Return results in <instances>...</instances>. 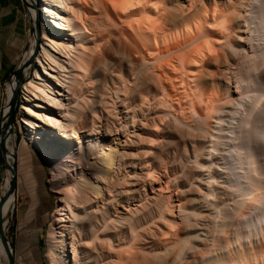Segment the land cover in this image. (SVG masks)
<instances>
[{
	"label": "bare ground",
	"instance_id": "bare-ground-1",
	"mask_svg": "<svg viewBox=\"0 0 264 264\" xmlns=\"http://www.w3.org/2000/svg\"><path fill=\"white\" fill-rule=\"evenodd\" d=\"M90 1H94L93 6L95 9L99 5H102L107 16L110 18L113 19L117 16L121 19L130 21V27L133 29V34L136 37L139 46L142 44V48L144 47V49H146V51L148 50L150 53L152 47H157L161 42H166L170 40V38H177L178 36H188L189 38L191 37L190 40L193 38V42H191L194 45L193 47L191 46L192 50H189L192 52L190 55L192 61H190L189 57V63L187 62L188 64L186 63L182 68L187 67L189 70V64L191 63L193 65L192 67H194V73H196L195 70L197 68L203 66L202 63L204 59L206 60L205 57L209 59L208 57L212 55V52H215L213 51L215 50V47L218 48L219 46L226 45L228 40H230L231 32H235L234 30L236 29L233 27V23L235 22L232 21L233 23H231V20H237L236 18L240 17L239 15H244V13H241L234 16L233 13V18L230 15L231 12H229V9L223 10L226 8H222L226 2L222 3V0L220 7L215 0L219 7L218 10L217 6H215L217 8H212L214 5L210 7V3H208L210 10L208 11L207 9V13H203V16L201 15V17H199L200 14L197 16L195 13L194 15L197 17H189L190 19L182 26V29L180 30L179 28V34L177 32H172L174 34H168L165 33L164 30L162 31V28H165V26L162 28L160 27L159 18L161 16V2H159L160 4L157 2L155 4V0H114L111 2L112 9H109L110 4H104L99 0ZM196 1H185L188 3L187 8L191 11L190 13L197 9V7L195 8V6L198 5V2L196 4ZM232 1L234 2V0ZM232 1H230L229 4ZM241 1L242 0H240V2L237 1L236 3L241 4ZM243 1L245 2V0ZM185 2L182 1L180 6H184L183 3ZM202 2L205 3L203 0ZM40 3H42L40 13L46 18L47 16L50 17L53 22L49 20L48 25H44L43 39L46 43H43L44 48L39 57L40 64L36 69V74L32 76L25 85L27 99L23 104L22 110L28 115V117L25 116L23 122L25 123V126L30 128L31 133H34L30 136L32 143H34L39 151H42L50 161L55 163L56 166H54L53 169L56 171V174L58 172L59 175L60 172L57 170L58 162L67 163L69 159L67 160L66 158L69 157V155L71 156L70 153H72V151H69L66 158L61 157V154H64L65 152V143L71 144L73 141V143H75V141L81 139V132L84 130L89 133L90 136L98 135L100 131L96 128V123L100 122L101 119L102 121H105L104 124L106 127L104 133L101 131L102 134L109 133L110 128H112L110 124L111 122L109 121L110 118L108 119V114H110L111 111L110 105L112 104L113 106L111 107H114L115 103L109 104L107 102L108 100L106 101L103 99L105 98L103 97L104 92L102 87L104 84H101L103 80H108L109 77V67L107 66L109 63H107V56L109 54L108 51L110 45L109 36H107L106 33L105 35L103 34L104 32L102 33L99 31L97 28L99 25L96 23H94L96 25H93L92 22H94V20L91 21V19H89L90 14H88L86 6L84 7L85 1L83 3V0H40ZM194 4L196 5L194 6ZM234 4L235 3H232L231 6H234ZM251 4H253L252 6L250 5L253 9L250 6L248 9L251 12L253 11V14L250 16L249 14H246L251 17V19L247 17L250 20L245 21L246 17H243L245 21L243 23L247 25L250 21L248 23V26H250V23L253 22L254 31H252V29L247 31H252L254 34L257 29L258 35L263 36V38L262 36L260 37V40L263 41H260L258 38L257 41L260 42H257L256 38H253V34H250V37H252L253 41L255 40L257 44H263L261 46V44L257 45L254 42V44L257 45L255 46L256 49L258 48L257 51L260 49V52H256V54L253 52L254 54L252 53L253 55L251 54V57L249 56L250 59L245 62L244 60H247L248 56L243 55L244 53L242 52H245L246 48H243V45L241 48L244 50L241 48L238 50L235 49L236 47H232L238 52L242 50L241 53L243 58L247 57L242 60L243 63H246L247 66H249L250 63L252 64V69H250L251 67L249 66V72H246L248 71L247 69H241L243 66H240L239 68L241 72H243V70L246 72L244 73L246 75H244L245 77L241 75V78L244 77L243 81H245L246 85L237 80L240 77V71L238 70L237 79L234 77V80L236 79L234 82L238 81L237 86L235 85V89H228V86L226 85L227 88L224 87L225 93L227 94L229 92V96H232L231 98L237 100L236 102L238 103L235 101V103L229 101L231 98H228V95H225L228 99L225 96L223 98H225V101L227 100L229 102H224V104L226 103L227 105L222 104V95H218L219 92L217 91L214 92L215 94L210 92L213 91V88L211 89L213 84L208 86L207 81H196L195 89L199 91H197L198 93L194 92L199 96V101L201 99L203 103L200 102V106L198 102L195 103V106H199V110L198 108L194 109V114L192 113L193 107H191L192 109L190 110L193 114H191L192 118L195 115L194 121H189L190 123H185L186 127H181L182 130L184 127V130L187 132L182 136L184 139H180L183 142V151H177V149L174 148V154L178 155L179 161L181 162V165L179 166H182L187 171L189 169L188 167L193 163H196V165H199L198 168L200 167L201 169H204L202 171L207 172L206 174L204 172L203 175H206L205 183L207 184L209 191L205 194L206 197L204 196V204L202 203L199 208L202 207L205 209L204 207H206V209L209 210L208 212L212 213L214 211V215L204 214L202 210L190 211L188 205H186L187 207L184 206V208L180 205L179 213L183 214H180L183 217V220L177 224L179 225V231L175 235L173 234V238L169 241V244L164 245L166 247L162 249L160 247L161 245L159 246L149 234L152 231L153 226H156L158 223V219L165 217L163 216L165 215L164 210L167 208L170 210V201L168 202V200L166 201V199H164L165 201L161 200L159 202L151 203L148 206L144 205L134 210H128L124 215L116 214V211L112 210V206H109V168L116 164L118 168L113 167L115 170L117 169L114 171L115 173L119 171L121 165L118 162V159L119 157L123 159L122 154L119 153L120 155L117 156L118 151L116 152L115 149L117 154H115L117 157L116 160V158L111 155H114V151L112 152L111 150V154L108 151V155L103 152V154L106 155H103L100 158L105 166L102 164L101 167L93 168L92 165H89L88 161H84V159L87 157V152H89L90 155H93L95 154L92 152L95 151L93 149H99L100 146H97L98 148H95L94 146L93 148H88V150L87 148H83L85 152L83 154L84 158H82L81 163H79L82 167L77 168L76 171H78V169L79 171L86 169V171H92L95 175H101L104 185L97 189L95 184H91L89 181L92 177L91 174L87 179L88 182H86V184L83 185V188L80 189L79 194L77 193L78 190L74 191L73 188L70 189L69 185L67 186L68 189L66 188L68 191H66V184L63 185L66 193L64 194V191H61L65 196L61 200L62 205H58L54 220L49 227L47 235L48 250L46 257L48 264H81L80 262H84V260L86 262V259L91 258L94 259V263L97 264L98 262L112 259L113 256L117 257V260L112 259L110 262H106V264H120L121 262L123 264V261L125 260L123 259V255L125 251L128 252L129 249L131 255L134 254L136 257L137 262L133 261L134 264H172L170 263L171 260H175L174 263L177 262V264H179L178 262L181 263L184 259V262L181 264H264V80L259 77L261 75L259 71L262 72L261 69L263 68L261 67L264 66V0H256ZM241 5L240 7L235 5L234 8L239 7L238 9L240 11V8H243ZM204 6L208 7V5ZM231 6H227V8H230L231 11L237 10L236 12H239L237 8L234 9L233 7L231 8ZM163 10L161 11L163 12ZM203 10L206 9L203 8ZM247 11L245 10V12ZM187 13L189 14V11ZM188 16L186 17L188 18ZM231 17L233 19H231ZM238 24L240 25V23ZM238 27L241 28L242 26L240 25ZM99 28L101 27L99 26ZM102 28L100 30H102ZM239 28L236 30L243 31L242 29L239 30ZM261 32L262 34H259ZM90 34L93 38L97 35H101L100 39H106V42L104 41L105 46L103 45L102 53L99 55L96 54L97 52H93V50L96 46H99V44H96L101 43V41L94 40V43L96 44H94V47L92 48V46L89 45L91 44V40H89ZM65 36H70L71 38L67 39ZM241 36L238 37V42L242 41L243 43V39L247 36L243 39ZM66 39L68 42L64 41ZM245 41L247 42L248 40L244 39V42ZM33 42L34 43L31 45V51L35 47L36 40ZM250 43L246 46L250 45ZM227 45L232 46L233 44L231 43L230 45ZM252 45H250L253 48L251 51L255 48ZM223 47L225 48V46ZM232 48L230 47V49ZM227 49L230 50L229 48ZM237 51L230 50V52H232L231 54H237ZM55 53L58 54V57H55ZM61 53L65 56L61 55ZM189 53L190 52H188V54ZM93 54H95V56H93ZM188 54L186 53L187 57ZM29 55L30 53H28L26 59H28ZM60 56L65 58V60L62 61L59 58ZM239 56L241 57V55ZM47 58L51 60L50 67L48 68L41 62L42 59ZM129 59H122L119 61L129 64L131 63V59ZM148 59L149 57H147L146 61ZM146 61L144 60V62ZM151 62L149 61V64L147 63V65H151ZM121 64L123 65L124 63ZM144 64L141 65V68H136V66L134 68L132 66L133 68L131 67L132 69L129 71L132 73L131 75L134 76L133 88H131L133 98L137 95L138 97H141L143 90L145 91L144 85L146 84L143 73L145 70L151 71L153 68H151V66H149V68ZM239 64L241 63H238L237 65ZM43 65L45 72H47L44 74L41 73L39 69V67H43ZM259 67L261 69H259ZM228 69H230V67ZM232 69H237V67ZM232 69L229 70V74L232 71L234 74L236 73L234 72L236 70ZM153 70L154 69H152V71ZM190 70L189 72L191 73ZM60 71H62L64 74L63 76H65V79L63 78L64 80L59 77V75H61L59 73ZM227 72L228 71L225 73ZM196 76L202 75L200 74ZM44 77L48 78L45 79ZM43 81L47 84L45 85ZM50 81L54 82L55 85L50 83ZM231 82L229 79L230 85ZM188 83L187 86L191 84ZM106 84L108 85V82ZM14 86L15 83L9 84L7 93L12 92ZM243 86H245V89H241ZM49 89L53 92H50ZM240 90H242L241 93L243 94V99H240L239 97L238 99L234 96V94H240ZM246 92H248L247 98H245L246 95L244 96ZM198 96L196 97L198 98ZM218 96H220L221 99H219ZM61 97H67L68 102L63 103ZM115 98L118 99L119 96ZM150 98L152 99V97ZM150 98L148 97V100H150ZM153 98L155 100L154 96ZM142 99H144V97ZM31 101H33V104H31ZM123 103L126 104L127 100ZM142 104L144 105L145 102ZM229 104L233 106H229ZM127 105V109L130 107L132 109L138 108L133 107L136 106V104L133 105V102H128ZM39 107H42L41 109H44L43 107H45V110H37ZM142 107L144 106L140 105L139 109H142ZM7 109L8 107H5V110ZM138 111L139 110H137V112ZM5 115H7V112ZM29 116L34 118V121L29 119ZM136 116L138 115L132 112L131 118L133 121H135L134 119ZM59 117L62 118L60 119ZM184 118L185 117L182 119ZM192 118L191 120H193ZM95 119L98 121L96 122ZM178 119H181V117ZM188 119L189 118H186V120ZM179 121L180 120H178V122ZM181 121L180 124L185 122V120L184 122L183 120ZM191 122H193V124H191ZM212 122L215 123V126L212 125ZM180 124L178 123L176 126H179ZM33 130L36 132H33ZM52 131L53 133H50ZM175 132L177 134L178 131ZM195 132H197V135ZM204 133H206V136H210L211 140H209L210 137L207 139ZM101 148H103V146H101ZM99 151L97 152L96 150L95 152L99 153ZM161 153L162 151H160L159 154ZM159 154L157 155L160 156ZM201 155L204 156L203 162H199V157ZM10 159L11 162L14 161L12 155H10ZM69 161L71 162V160ZM182 172H185V170ZM61 173L63 172L61 171ZM185 176H189V174L187 173ZM191 177L194 176L191 174ZM91 182L93 183V180H91ZM89 183L91 185H88ZM10 185L11 182L7 179L4 194L8 191ZM93 185H95L96 189L95 187H91ZM73 187L76 186L74 185ZM209 197L214 198L210 200ZM14 201L15 194H12L1 208L4 218L10 212L11 208H13ZM199 231L203 233L198 234ZM193 234L196 235L190 237V235ZM183 235H186L187 237L182 238ZM202 236L204 238H202ZM194 238L198 239L197 242ZM91 244L93 246L89 250L88 247H91L89 246ZM98 244L103 246L107 244L106 246L109 247V251H106L107 248L103 249L100 247V249ZM124 247H127L128 250H125ZM116 248H118V250H116ZM123 248L124 250L122 251ZM128 253L126 254L127 256L125 255L127 258ZM85 255H87V257H84ZM125 256L124 258H126ZM1 257V262L7 260V254L3 246L1 248ZM177 259L178 261H176Z\"/></svg>",
	"mask_w": 264,
	"mask_h": 264
},
{
	"label": "rangeland",
	"instance_id": "rangeland-1",
	"mask_svg": "<svg viewBox=\"0 0 264 264\" xmlns=\"http://www.w3.org/2000/svg\"><path fill=\"white\" fill-rule=\"evenodd\" d=\"M20 1H21L22 9H23L22 17H23V22H24V31H25L24 33L25 34L23 37V41H22L21 45L19 46L20 50H19V54H18L16 69L8 77L7 81L2 86V103H3L2 104V118H3L4 106L8 107V109L5 110V114L7 112L9 115L10 114V104L13 103L12 104V124H11L12 125V128H11L12 139L10 136L9 140L7 141V147L9 149V151L15 153V155H16L15 156V163H17V160H18L20 146L24 143H28V146L30 148L36 149V151H38L40 153V155L47 162V164H46L47 171H48L47 188H48V191H49L50 196H51L52 206H51V211L48 214V221H47L46 227H45L46 250H48V242H47L48 230H49V227H50L52 221L54 220V216L56 214V210L58 209V205H62L61 200L65 196L64 195L66 193L65 190H66V188L68 189L67 186L69 185L70 189L73 188L74 191L78 190L77 193L79 194L80 189H82L83 185H85L86 182H88L87 179L89 178L90 174L92 176L91 180H93V183L91 182L90 179H89V181L91 184H95L97 186V189H99L100 187H102L104 185V181H103V178L101 175H95L92 171H88V170L86 171V169H84L83 171L82 170L79 171V169H78V171H76L77 168L82 167V165L79 163H81L82 158H84L83 154L85 152H84L83 148H87V150H88V148H93L94 146L96 148L97 146L98 147L100 146L99 149H93L95 151L97 150V152L101 149L99 151V153L92 151L93 153H95V154H93L94 155L93 156L92 154L90 155V153L87 152L86 153L87 157L84 159V161H88L89 165L91 164L93 168L94 167H101L102 164L105 166V164L102 163L100 157H102L103 155H106L108 153V151H109V153L111 150H112V152L113 151L115 152V149H116V152L118 151L117 152L118 155L116 154V152L114 153V155L111 154L112 152L110 153L112 156H114L116 158V160H117L116 155L119 156L120 154H122L123 159H121L120 157L118 159V162L121 165L120 166L121 168L119 169V171H117L115 173V171L117 169L115 170L114 168H116V167L118 168V166L116 164H115L116 166L112 165L111 167L109 165V167H110L109 168V189L111 191V192L109 191V196H108L109 197V206H112L111 208L113 211H116V214L124 215V214H126V212L128 210H134V209L140 208L144 205L148 206L151 203L159 202L161 200L163 201L164 199H166V201L168 200V202L170 201V203H169L170 210L168 208L166 210H164L165 215H163V216H165V217L158 219V221H157L158 223L156 224V226H153V229L149 234V236L155 242H157V244H159V246L161 245L160 247L162 249H164L166 247L164 245L169 244V241L173 238V234L175 235L179 231V225H177V224L183 220V217L181 216L183 214L179 213L180 212V210H179L180 205L182 208H184V206L188 205V208L190 211L202 210L204 214H207V215L213 214L214 215V213H213L214 211L212 213H210V212H208L209 210L206 209V207H204L205 209H203L202 207L199 208V206L202 205V203L204 204V201H205L204 196L209 191L208 186L205 183L206 182L205 181L206 175H203V173L205 171H202L204 169H201L200 167H199L200 168L199 169L198 168L199 165H196V163H193L190 167H188L189 169L187 168L188 170L186 171V169H184L182 166H179V165H181V162L179 161L178 155L174 154V152H175V149H177V151L178 150H181V152L183 151V144H182L183 142L181 140L184 139L182 136H184L187 133L184 130V127H186L185 123H190L189 121H194L195 115L192 118L191 114L192 113L194 114V109H197L200 106V102L203 103L201 99L199 101V96L197 95V93H198L197 91H199V90L195 89L196 81H199V82L200 81L201 82L207 81L208 86H211V84H213L211 87V89L213 88V91H210V92H213V93L216 91L219 92L218 95H222V100H221V101H223L222 104H224V102H229V101H233V102L235 101L236 102L237 101L235 99L233 100V98H231L232 96H229V92L227 94L225 93V88H227L226 86H228V89L234 90L235 87L237 86L238 81H241V83L243 82L246 85L245 81H243L244 77L246 76L244 73L249 72V68L251 67L252 64L250 63V65H249L250 67H249L246 65V63H243L242 60H244V58L245 59L247 58V57L243 58V55L248 56L247 60H244V62L248 61V59H250L249 56L251 57V54L253 52H255V54H256V52H260V49H259V51H257L258 48L256 49L255 46L260 45V44L262 46V44H263V43L257 44L255 42V40L253 41V38L254 39L256 38V41H257V39L259 38V40H260V37L262 36V35L261 36L258 35L257 29L255 30V33L253 34V32H252V31H254L253 24H252L253 22L250 23V26L252 24L251 28H250V26H248L249 25L248 23L250 21L247 23V25L245 23H243L246 20L248 21L251 19V17H249V16L253 14V11L251 12L248 8L250 5L252 6L253 4H251V3L252 2L254 3L256 0L255 1L254 0H245V2L242 0L241 1L242 5L240 3H238L239 5L236 3L237 1L240 2V0H236V1L234 0V2L232 0H230V1H232L230 4H229V2H230L229 0H223V1L222 0H216L218 2V6H220V7H221V1H222V3L226 2V4H224L225 7L222 4V6H223L222 8H226L223 10L229 9V12H231V14H230L231 16L233 15V13H234V16H237V14L239 15L241 13H244V15L243 14L239 15L240 17H238V18L235 17L237 20L233 19L234 16H232L233 18L231 17V19H233V20H231V19L230 20H231V23L235 22V23H233L234 28L238 29L239 28L238 26L241 25L242 27L239 28V30L242 29L243 31L244 30L245 31L243 32V31H238L235 29L234 30L235 32H231L232 34H231L230 40H228V42H230V43L227 42L226 45L227 44L230 45L231 43L233 45L232 46L222 45L221 47L219 46L218 48L215 47L214 48L215 50H213L215 52H212V55L209 54V55H211L208 57L209 59H207V57H205L207 62L204 59V61L202 63L203 66H200V68H197L195 70V72L197 74L193 72L194 67H192L193 65L191 63L189 64L190 66L188 65L189 70L191 69L190 70L191 73L189 72L187 67L182 68L183 65H186V63L189 61V59H190V61H192L191 56H190L192 54V52L189 50H192V47L194 45V44H192L193 38L191 40H190L191 37L189 38L188 36L187 37L186 36L185 37H183V36L179 37L178 36L179 38L178 37L177 38L176 37L170 38V40H168L166 42H161L157 47L156 46H154L155 48L152 47L151 53H150L148 50L146 51V49H144V47L142 48V46H143L142 44H140V46H139L138 41H136V37L133 34V29L130 27L131 26L130 21L125 20V19H121L117 16L112 19V18L107 16L102 5L101 6L99 5L95 9L93 6L94 1L83 0V3L85 1L84 7L86 6V8L88 10V14H90V16H89L90 18L89 17L88 18L91 19V21L94 20V22H92L93 25L98 24L101 28L103 26L102 30H100L101 28H99V26L97 25L98 30L101 31L102 33L104 32L103 34L106 33L107 36H109V45L110 46H109V51H108L109 54L107 56L108 57L107 63H109V64H107V66L109 67V77H108V80L107 79L103 80L102 81L103 83L101 82V84H104V85H102L103 92H104L103 97H105L103 99H105L106 101L108 100L107 102L109 104L115 103V106H114L115 108L111 107V106H113L112 104L110 105V108H111L110 114L111 115L108 114L109 115L108 119L110 118L109 121L111 122L110 124H111L112 128H110L109 133L102 134V132L104 133L106 131L105 130L106 127L104 124L105 121H102V119H101L100 122H97L98 120L96 121V119H95V121L97 122L96 128H98V131H100L98 133V135L96 134V135L90 136V134L84 130L83 132H81V139H79L78 141H75V143H73L74 141L71 144L65 143V147H64L65 152H64V154H61V157L66 158L68 156V152L72 151V153H70L71 156L69 155L70 158L69 157L66 158L67 160L68 159L71 160V162L69 160L67 163L58 162L57 170H59V172H60L59 175H58V172L56 174V171H54V169H53L54 166H56L55 163L50 161V159H48V157H46L42 153V151H39V149L34 145V143H32L30 136H31V134H34V133H31L30 128H28L27 126L24 125L25 123L23 122V118L25 116L28 117V115H26L24 113V111L22 110L23 104H24L25 100L27 99L26 98V87H25V85L32 78V76H34L36 74V69L38 68V65L40 64L39 57L41 55V51L44 48V44L46 43L45 40L43 39L44 25H48L49 20L51 22H53V21L50 17L47 16V18H46L42 15V13H40V7L42 8V3H40V0H20ZM75 1H77V0H75ZM99 1L103 2L104 4H107V5L110 4L109 9H112L111 8V4H112L111 2H113L114 0H99ZM182 1L185 2L186 0H157V1L155 0L154 1L155 4H156V2L157 3L161 2V5H160L161 6L160 7L161 8L160 9L161 14L159 12V14L161 16L159 18V21H160V27L161 28L163 26H165V28L164 27L162 28V31L164 30L165 33L174 34L172 32H175V33L177 32L179 34L178 31H180L182 29V26L185 23H187V20H189L192 16H196V15H194L195 13L197 14V16H199V14H200L199 17H201V15L203 13L205 14L210 10V7H212V5H214L212 8L218 7L215 0H211V2H210V0L209 1L203 0L205 3H203L202 0L201 1L195 0L196 4L198 2V5L195 6L196 4H194V6H195V8L197 7L198 10L193 8L195 10L192 13H190L191 11L188 10L189 8H187L188 7L187 2L183 3L184 6L183 5L180 6L181 5L180 3ZM250 1H252V2H250ZM200 2H202V3H200ZM208 3H210V7H209ZM215 3H216V5H215ZM232 3H235L234 6L233 5L231 6ZM244 3H246V4H244ZM203 4L208 5V7L204 6ZM226 5L228 7L231 6V8L232 7L234 8L235 5L239 6V7L241 5L243 8H240V11H239V9H238L239 7L238 8L236 7L239 11L237 13L236 12L237 10L231 11V9L227 8ZM243 5H245L247 8ZM215 6H217V7H215ZM203 8L206 10H203ZM236 8H234V9H236ZM251 8L253 9V7H251ZM207 9H208V11H207ZM218 9H219V7L217 8V10ZM161 10H163V12ZM187 10L189 11V14L191 16L187 13L188 12ZM245 10L246 11L248 10L247 11L248 13L245 12ZM235 12H236V14H235ZM246 14H249V16H247ZM186 16H188V18ZM243 17H246L245 21H244ZM247 17H249L250 19ZM46 19H47V21H46ZM94 23H96V24H94ZM238 23H240V25ZM236 24H237V26H236ZM245 25L248 27H246ZM244 27L247 29H245ZM179 28H180V30H179ZM250 29H252L251 32H249ZM247 30H249V31H247ZM67 34H69V33H67ZM246 34H248V35H246ZM250 34L251 35L253 34L254 37L253 38L250 37L251 36ZM259 34H262V32ZM239 35L243 36V37L241 36L242 39L246 36H247L246 38L249 37L248 39H246V38H244V39L248 40V41L251 40L250 41L251 43L248 41H247L248 43L246 41L244 42V39H243V43H242V41L238 42L239 41L238 37H240ZM65 37L67 39L71 38L70 36H65ZM89 37H90L89 40H91V44H89V45H91L92 48L94 47V44H96V43H94V40L101 41V43L96 44V45L99 44V46L98 47L96 46L93 50V52H95V53L97 52L96 53L97 55L101 54L103 47L105 46L106 39H103V40L100 39L101 35H97V36H95V38H93V36L90 34ZM250 38H252V39H250ZM262 38H263V36H262ZM67 39L64 41L68 42ZM34 40H36L35 47L31 51V45L34 43L33 42ZM260 41H263V40H260ZM260 41H257V42H260ZM254 42L257 45H255ZM249 43H250V45H252V43H253L252 46L255 47L254 48V50L256 49L255 51L254 50L251 51V49H253V48L250 45L246 46ZM237 45H238V47H237ZM242 45H243V48H246L245 52L247 54L244 51L242 52V50L239 51L240 53L237 50H235V49L239 50V48H241ZM223 46H225V48ZM140 47H141V49H140ZM230 47L231 48L236 47V48L230 49ZM227 48H229L231 51H233V50L237 51L238 55L237 54H231L232 52H230V50H228ZM243 48H241V49H243ZM188 52H190V53L188 54ZM241 52L244 54L242 55ZM28 53H30V55H29L28 59H26L28 56ZM186 53L188 54V57H187ZM233 53H235V52H233ZM123 54L124 55L126 54L125 55L126 57ZM145 54L148 56H146ZM61 55L65 56L63 53H61ZM234 55H237V56H234ZM239 55H241V57ZM93 56H95V54H93ZM184 56H186V57H184ZM55 57H58V54L55 53ZM122 57H125V58H122ZM143 57H145L146 59H147V57H149L150 60L149 59L148 60L150 62L152 61L150 63L151 65H149V66H151V68L153 67L152 69H154V70L152 71V69H151V71L150 70L144 71L143 76L145 77L144 80H146V82H145L146 84L144 85L145 91L143 90L141 97H138V95H137V96H134V98H133V96H132L133 93H131V88H133L134 76L131 75L132 73L129 71L133 67L135 68V66H136V68H138V67L141 68V65H143L144 63L147 65V63L149 61L147 60L148 61L147 62L146 59ZM59 58L62 61L65 60V58H63L62 56H60ZM180 58L182 59V61ZM122 59H129L131 61V63L126 64L125 62H122V61L120 62L119 60H122ZM144 60L146 62H144ZM183 60H184V63H183ZM41 62L45 65V67H47V68L50 67L51 60L49 58L42 59ZM121 63H124V64L122 65ZM238 63H241V64L237 65ZM247 63H249V62H247ZM243 64H245L246 66ZM44 65H43V67H39L41 73H43V74L47 73V72H45ZM263 65H264V63H263ZM149 66L147 65V67H149ZM240 66L241 67L243 66V68H241V69H247L248 71L245 72V70H243V72H241L239 70ZM108 67H106V68H108ZM229 67H230V69L237 67V69H232V70H236V71H234V72H236L235 73L236 76L232 70H231L232 72L229 74V70H230V69H228ZM260 67H259V69H261V68L264 69V66L261 68ZM18 69H21V71H22L20 78H17L16 75L14 74ZM250 69H252V67ZM263 69H261L263 73L261 71H259L262 76L260 74H258V75H260L259 77L263 78V80H264ZM225 70L228 71L227 72L228 74L225 73L226 72ZM238 70L240 71V74H239L240 77L237 79L236 77H238L237 76ZM112 72H113V75H112ZM186 72L187 73L189 72L188 75ZM59 73L61 74V75H59V77L62 80H64L65 76H63L64 75L63 72L60 71ZM145 74L147 77L145 76ZM200 74L202 76H196V75H200ZM241 75H243V76L245 75V76L244 77L242 76L243 78H241ZM197 77H199V78H197ZM234 77L238 80L237 82H234V81H236V79L234 80ZM47 78H45V79H47ZM202 78H204V79H202ZM147 79H148L149 83L147 82ZM229 79H230V82L232 81L231 82L232 86L229 83ZM43 82L45 85L47 84L45 81H43ZM107 82H108V85L106 84ZM225 82H227L229 84H227ZM12 83H15L14 89L12 92L7 93L8 86H9V84H12ZM50 83L55 85L54 82H52V81H50ZM115 83H116V85H115ZM187 83L188 84L191 83V84L189 86H187ZM232 83H234V84H232ZM122 85H123V87H122ZM104 87L106 88L107 91L105 90ZM188 87H189V89H188ZM243 87L241 89H245V86H243ZM228 89H227V91H228ZM209 90H210V87H209ZM49 91L53 92L50 89H49ZM129 91H130V93H129ZM194 91L197 93L195 94ZM244 91H246V90H244ZM244 91H243V93H244ZM241 92H242V90H240V92H239L240 94L237 93V94H234V96H236V98L239 97L240 99L241 98L243 99V94ZM14 93H15V96L13 97ZM117 93H118V95H117ZM143 94H144V96H143ZM247 94H248V92H246L244 94V96L246 95L245 98H247ZM108 95H109V97H108ZM116 95L119 96L118 99L115 98V97H117ZM225 95H228V98H231V100L229 99V101H227V100L225 101V98H223ZM153 96L155 97V100H154ZM196 96H198V98ZM143 97H144V99H142ZM148 97L149 98L152 97L153 100L151 98H150V100H148ZM194 97H196V98H194ZM218 97H219V99H221L220 96H218ZM225 97L227 98V96H225ZM61 99H63V103L68 102L67 97H61ZM126 100H127V103L126 104L123 103ZM8 101H9V103H8ZM263 101H264V98H263ZM128 102L129 103L133 102V105L136 104V106H133V107H138V108H135L136 111H135V109H132L131 107L129 109H127L126 105L128 104ZM144 102H145V104L143 105L142 103H144ZM146 102H147V104H146ZM196 102L199 103V106H195ZM230 103H232V102H230ZM236 103H238V102H236ZM31 104H33V101H31ZM123 105H125V106H123ZM140 105L144 106V107H142V109L141 108L139 109ZM224 105H227V104L225 103ZM230 105L231 104H229V106ZM234 105H236V104H234ZM231 106H233V105H231ZM191 107H193V109ZM41 108L42 107H39L37 110H41V111L45 110V107H43L44 109H41ZM190 109H192V113H191ZM137 110H139L138 111L139 113L137 112ZM198 110H199V108H198ZM132 112L136 113L138 115V116H136L137 119L136 118L134 119L135 121H133L131 118ZM212 114H214V113H212ZM178 115L181 117V119H178V118H180ZM182 116L185 118L182 119L183 118ZM59 118L61 119L62 117H59ZM186 118H189V119L186 120ZM191 118L193 120H191ZM29 119L34 121V118H32L30 116H29ZM177 119L180 121L178 122ZM181 120H183V122L185 120V122L182 123L184 125L180 124V122H182ZM177 122L181 125V126L179 125L180 127L176 126V124H178ZM7 124L8 123L6 122L4 127H6ZM191 124H193V122H191ZM212 125L215 126V123L212 122ZM182 126H184L183 130L181 129ZM173 128H174V130H173ZM172 131L173 132L178 131L179 134H178V132L176 134V132L173 133ZM33 132H36V131L33 130ZM50 133H53V131ZM196 133L197 132H195V134ZM205 134L206 133H204V135ZM205 136H204V139H205ZM180 137H182V138H180ZM206 137L208 139L210 136H206ZM209 140H211V137L209 138ZM98 142H99V144H98ZM172 143H174V144H172ZM101 146H103V148H101ZM112 147H113V149H112ZM160 151H162L161 154H159ZM103 152L106 154H103ZM157 154H159L160 156H158ZM1 156L3 157L2 153H1ZM157 157H160L161 159L157 158ZM203 158H204V156L201 155L199 157V162H203L204 161ZM2 159L4 160V158H2ZM9 161L11 162L10 155H9ZM4 162H5V160H4ZM127 163H128V165H127ZM5 164H6V162H5ZM62 167H63V169H62ZM179 167H182V168H179ZM106 170H108V169H106ZM184 170H185V172H182ZM61 171L63 173H61ZM155 173H156V175H155ZM185 173L186 174L188 173L190 177L185 176L186 175ZM206 173L207 172H205V174ZM191 174L194 177H191ZM202 177H203V179H202ZM7 179H9L11 182V178H9L8 171H6L5 177H3V179H2L3 184L2 185L0 184V188L2 189V196H3L4 191H5V185H6ZM84 181H85V183H84ZM90 183L88 185H91ZM65 184H66V186H65V190H64L63 185H65ZM70 184L71 185L73 184V185L71 186ZM74 185L76 187H73ZM95 185H93L91 187L93 188V187H95ZM77 188H79V189H77ZM95 189H96V187H95ZM61 191L62 192L64 191V194H62ZM66 191H68V190H66ZM16 193L17 192H15V201L13 202L14 203L13 208H11L10 212L3 219V223L5 221H7V224L4 225V229H5L6 235H8L9 238L11 237L12 233L14 232V230L16 228V217H17V211H18L17 210L18 203H17V194ZM169 195H170V197H169ZM60 197H61V199H60ZM166 197H168V198H166ZM209 198L211 200L214 197H209ZM107 203H108V200H107ZM110 222H112V221H110ZM199 233L201 234L203 232L199 231L198 234ZM194 235H196V234L190 235V237H194ZM185 237H187V236L186 235L182 236V238H185ZM202 238H204V237L202 236ZM194 240L197 242L198 239L194 238ZM106 245L103 246V245L98 244V247L99 248L101 247L103 249L107 248L106 251L108 252L109 247ZM89 246H91V247H88V249L90 250V248H92L93 245L91 244ZM124 248H125V250H128L127 247H124ZM124 248L122 249V251L124 250ZM116 250H118V248H116ZM129 250H128V252L130 253ZM128 252L127 251H125V253L123 252L124 253L123 259H125L123 261V264H134L133 261H136V257L134 254L131 255V253H130V255H131L130 256ZM127 253H128V258L126 257ZM46 255H47V252H46ZM94 255H96V254H94ZM124 256L126 258H124ZM84 257H87V255H85ZM112 259L117 260V257L113 256ZM112 259H108V260H105L103 262L101 261V262H98L97 264H106V262H110ZM184 260L181 261V263L184 262ZM174 261L175 260H171L170 263H172V264L176 263L177 264V262L174 263ZM176 261H178V259ZM94 262H95L94 259L91 258V259H86V262L84 260V262H80V263L81 264H92V263L95 264ZM178 263L181 264L180 262H178ZM120 264H122V262Z\"/></svg>",
	"mask_w": 264,
	"mask_h": 264
},
{
	"label": "crops",
	"instance_id": "crops-1",
	"mask_svg": "<svg viewBox=\"0 0 264 264\" xmlns=\"http://www.w3.org/2000/svg\"><path fill=\"white\" fill-rule=\"evenodd\" d=\"M22 12L20 0H0V119L3 104L2 86L16 69L19 46L25 34ZM2 158L0 152V183L8 169ZM46 164L40 153L30 148L28 143L20 146L16 163V228L10 238L7 235L14 264H48L45 227L52 203L47 188ZM1 198L0 188V200ZM1 263L8 264V260Z\"/></svg>",
	"mask_w": 264,
	"mask_h": 264
},
{
	"label": "water",
	"instance_id": "water-1",
	"mask_svg": "<svg viewBox=\"0 0 264 264\" xmlns=\"http://www.w3.org/2000/svg\"><path fill=\"white\" fill-rule=\"evenodd\" d=\"M21 72H22L21 69H18L14 74L16 75L17 78H20ZM14 96H15V93H14L13 97ZM12 104L13 103L10 104V114L8 115V113H7V115H5V117H4V121H6L8 124L0 132V135H1V139H0L1 153L3 155V158L6 162L9 170H10V173H11V185H10L8 191L2 196V198L0 200V241H1V245L4 247V249L6 251L8 264H14V257H13L10 242L7 238L6 233H5L4 223H3L4 217L2 215L1 208L6 203V201L10 197V195L15 194L16 189H17V165L15 163V156L16 155L14 152L9 151V149L7 147V141L9 140V138L11 136V128H12V125H11L12 124ZM9 155H12V157H13L14 161L12 163L9 161V158H8Z\"/></svg>",
	"mask_w": 264,
	"mask_h": 264
},
{
	"label": "built area",
	"instance_id": "built-area-1",
	"mask_svg": "<svg viewBox=\"0 0 264 264\" xmlns=\"http://www.w3.org/2000/svg\"><path fill=\"white\" fill-rule=\"evenodd\" d=\"M4 117H5V106H4V108H3V118H4ZM3 118L1 117V119H0V132L2 131V129L5 128L4 125H5V122H6V121H4ZM0 139H1V135H0ZM0 150H1V149H0ZM7 171H8L9 178H11L10 170L7 169ZM0 184H1V185L3 184L2 181H1ZM1 194H2V189H1ZM4 223H5L4 225H6V224H7V221H5ZM1 258H2V257H1V249H0V264H1Z\"/></svg>",
	"mask_w": 264,
	"mask_h": 264
}]
</instances>
